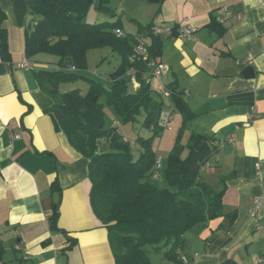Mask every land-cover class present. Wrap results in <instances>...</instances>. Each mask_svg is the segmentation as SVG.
Masks as SVG:
<instances>
[{
	"label": "crops",
	"instance_id": "1",
	"mask_svg": "<svg viewBox=\"0 0 264 264\" xmlns=\"http://www.w3.org/2000/svg\"><path fill=\"white\" fill-rule=\"evenodd\" d=\"M154 2L138 22L177 29L160 36L159 57L169 66L161 81L182 91L183 104L172 101L173 147L179 136L187 146L192 134L202 135L200 177L224 189V215L187 231L182 252L191 264H264V0ZM0 23L9 52L5 59L0 49V264H116L108 229L91 206L89 161L56 128L47 111L55 100L36 76L56 58L25 53L27 0H0ZM185 24L198 27L195 39L180 35ZM25 56L32 68L18 67ZM157 156L164 168L167 158Z\"/></svg>",
	"mask_w": 264,
	"mask_h": 264
},
{
	"label": "trees",
	"instance_id": "2",
	"mask_svg": "<svg viewBox=\"0 0 264 264\" xmlns=\"http://www.w3.org/2000/svg\"><path fill=\"white\" fill-rule=\"evenodd\" d=\"M107 0H27L31 25L26 32L25 53L55 56L53 66L40 68L36 76L40 86L55 103L47 109L56 128L63 131L70 144L89 161L92 209L108 237L116 264H151L148 247L164 250V257L184 264V235L199 223L224 215V189L216 190L200 177V156L206 149L203 137L192 134L187 146L176 139L162 170L166 182L152 178L157 152L154 139L163 130L160 114L165 100L144 79L146 62H131L139 35L149 34L148 48L152 58L162 54V39L151 33L153 22H138L137 33L122 30L120 19L91 23L87 16L92 6L116 13L105 5ZM216 28L217 21L209 23ZM120 30L122 34H118ZM0 49L9 58L5 29L0 23ZM108 47L121 58L109 72L105 84L86 75L88 54ZM135 68L139 87L135 88L129 70ZM89 82L86 91L65 87L78 79ZM106 86L109 89H106ZM171 101L180 105L182 91L169 83ZM105 104L113 106L124 122H137L143 115L142 126L152 131L139 136L135 153L132 142L123 137L118 126L107 124ZM187 114L188 106L184 104ZM136 143V142H135ZM187 149V154L183 153ZM59 203H54L50 215L51 228L57 229ZM234 219L235 214L229 215ZM1 256V252H0ZM225 264H237L228 259Z\"/></svg>",
	"mask_w": 264,
	"mask_h": 264
},
{
	"label": "rangeland",
	"instance_id": "3",
	"mask_svg": "<svg viewBox=\"0 0 264 264\" xmlns=\"http://www.w3.org/2000/svg\"><path fill=\"white\" fill-rule=\"evenodd\" d=\"M153 0H107L105 5L109 9L115 11V15L111 16L106 11H100L95 6H92L89 14L87 16V21L91 23L100 22L103 20L115 21L120 19L122 24V30L128 33H137L138 31V20L145 23L146 15L148 13V7L146 6H155ZM45 56L50 59L55 58L53 55L45 54ZM121 58L117 53L111 51L110 48L105 47L102 49H94L88 54V69L85 71L86 75L95 78L103 83H107V76L109 72L116 69L120 64ZM65 87L74 88L79 87L82 91H86L89 87V82L85 78L78 79L75 82L67 83ZM165 100V106L168 108L175 109V106H170L167 99ZM105 111L107 115V124L112 126H118L120 133L124 138L128 140H133L136 143H132V149L135 153L141 150L140 144L136 141L139 136H148L152 134L151 130L142 126V121L144 118L143 115L138 117L137 122H124L119 116L118 112L113 106L105 104ZM118 121V124H115L114 121ZM163 129V128H162ZM178 129L175 126L174 130L163 129L157 137L154 139V148L157 149L158 155L168 157V152L173 149L174 136L177 133ZM165 155V156H164ZM166 163L164 164L165 168ZM160 183L166 182V177L158 179ZM164 250L157 251L152 247H148V254L151 260V264H178L173 261H170L164 257Z\"/></svg>",
	"mask_w": 264,
	"mask_h": 264
},
{
	"label": "built area",
	"instance_id": "4",
	"mask_svg": "<svg viewBox=\"0 0 264 264\" xmlns=\"http://www.w3.org/2000/svg\"><path fill=\"white\" fill-rule=\"evenodd\" d=\"M262 5L264 6V2H262ZM226 14H229V10L227 7H225ZM190 17H184L183 21H188ZM224 18L219 19L220 22H224ZM176 27L172 25H154L151 29V33L154 36H161V35H173L176 32ZM198 31V27L193 25V24H185L180 26L178 29V32L180 35L183 37L189 38V39H195L196 37V32ZM118 34H122L120 30H117ZM150 39L149 34H141L139 35V41L135 45L134 49V54L133 56L130 57L131 62H137V61H142L146 62L147 67H148V72L144 75V79L153 85V80H157V87H155L156 91L160 93V95L164 98L167 99L169 102L171 101V91L167 87L166 84H164L161 81V77L163 76L164 73H166L169 70V66L167 63L159 60L152 58L150 55V51L148 48V43ZM33 62L31 61L30 58L25 56L19 63L18 67L20 68H32L33 67ZM128 75H131V80L135 88L139 87V82L135 77V68L132 67ZM170 106H173L174 104L172 101L169 103ZM173 108V107H171ZM168 107H164L160 114V125L163 129L171 130L172 129V109ZM115 124H118V121H114ZM11 130H14L13 133V138L19 139L21 137L20 131L15 130L14 126L9 125ZM162 169H163V163H162V158L157 157L156 162H155V171L152 175V178L155 180H158L162 177ZM260 204V200H258V205ZM180 258L183 260L184 264H191L188 260L187 255L180 251Z\"/></svg>",
	"mask_w": 264,
	"mask_h": 264
},
{
	"label": "water",
	"instance_id": "5",
	"mask_svg": "<svg viewBox=\"0 0 264 264\" xmlns=\"http://www.w3.org/2000/svg\"><path fill=\"white\" fill-rule=\"evenodd\" d=\"M153 1H159V0H153ZM247 71H251V72H252V71H253V68H252V67L247 68ZM106 89H109V87L106 86ZM109 90H110V89H109Z\"/></svg>",
	"mask_w": 264,
	"mask_h": 264
}]
</instances>
